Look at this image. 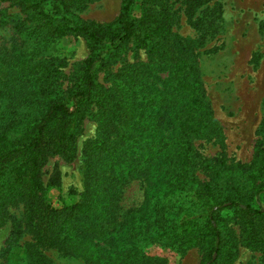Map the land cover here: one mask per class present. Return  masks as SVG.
Wrapping results in <instances>:
<instances>
[{
	"label": "trees",
	"instance_id": "obj_1",
	"mask_svg": "<svg viewBox=\"0 0 264 264\" xmlns=\"http://www.w3.org/2000/svg\"><path fill=\"white\" fill-rule=\"evenodd\" d=\"M90 1L0 0L24 13L13 27L25 39V50L0 58V226L6 207L20 199L26 232L36 244L62 247L87 264H141L152 259L142 251L155 241L180 252L198 245L204 249L198 264H218L236 254L233 235H223L225 216L231 215L240 245L264 259V210L254 203L264 191V145H255V162L232 188L216 182L223 168L234 169L221 158L207 165V181L192 175V139L217 133L218 127L205 108L186 42L171 30L168 0H140L136 15L134 0H121L116 17L105 23L84 22L73 13ZM207 1L184 0L185 10ZM65 35L82 37L88 50L64 100L49 63L34 56L43 43ZM127 49L143 50L148 62L124 63L107 72L108 86L98 83L97 69ZM161 71L160 88L147 84ZM88 114L96 120V134L83 147L88 171L82 197L54 207L42 198L41 168L48 155L73 157ZM131 154L133 163L123 164ZM129 176L145 177L143 200L127 213L131 221L116 222V202ZM113 238L129 247L109 251L94 241Z\"/></svg>",
	"mask_w": 264,
	"mask_h": 264
},
{
	"label": "rangeland",
	"instance_id": "obj_2",
	"mask_svg": "<svg viewBox=\"0 0 264 264\" xmlns=\"http://www.w3.org/2000/svg\"><path fill=\"white\" fill-rule=\"evenodd\" d=\"M120 1L92 0L73 13L84 22H109L118 14ZM134 2L132 12L136 15L140 0ZM168 2L173 12L171 30L186 42V55L196 65L205 108L218 127L217 133L209 131L205 137L192 139V175L200 182L207 181L211 172L207 165L221 158L226 165L234 164V169L223 168L216 182L223 189L232 188L236 182L242 181L245 166L255 162V145H264L261 129L264 121V0H208L190 11L185 10L184 0ZM23 17L24 13L15 4L0 2V58L25 50L21 46L22 39H25L19 37L13 27L15 21ZM87 50L82 37L65 35L43 43L34 56L49 63L55 89L64 100L71 76L81 65ZM146 62L148 56L143 50H124L97 69L96 81L108 86L109 81L105 80L107 72H114L124 63L144 67ZM157 73L156 78L149 76L146 80L147 84L151 81L155 88H160L165 71ZM2 111L0 99V124L3 122ZM14 111L18 113L20 109ZM36 111L33 113H38V108ZM9 117L12 116L6 114L5 118ZM95 134L96 120L88 114L74 140L73 157L65 160L56 154L47 156L41 168V195L52 206L68 205L82 197L88 171L83 147ZM132 157L134 155L131 154L123 164H132ZM144 187V176H129L116 202V222L131 221L127 213L141 204ZM168 196L176 197L175 194ZM255 198L254 203L264 210V191ZM22 205V200L17 199L6 207L5 219L0 226V264H87L81 256L62 247L44 248L36 244L26 232ZM225 217L228 231L223 235H233L236 254L229 263L218 261V264H264L260 251L240 245L236 218L231 215ZM116 240L94 241L104 250L113 251L124 246ZM128 247L126 243L124 248ZM142 254L152 256V259L144 258L141 264H198L204 249L196 245L180 252L155 241L146 246Z\"/></svg>",
	"mask_w": 264,
	"mask_h": 264
}]
</instances>
